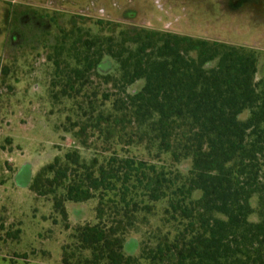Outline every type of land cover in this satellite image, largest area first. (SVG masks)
Returning a JSON list of instances; mask_svg holds the SVG:
<instances>
[{"label": "trees", "instance_id": "obj_1", "mask_svg": "<svg viewBox=\"0 0 264 264\" xmlns=\"http://www.w3.org/2000/svg\"><path fill=\"white\" fill-rule=\"evenodd\" d=\"M104 57L119 71L118 79L102 76L104 83L125 94L113 101L112 110L148 127L175 163L190 159L191 166L182 176L115 152L101 161L97 156L86 161L76 149L54 157L28 189L51 201L66 230L65 203L97 198L95 223L72 228L61 264H264V78L255 81V52L143 28L108 36L86 32L68 49L73 65L54 60L51 87L69 96L66 88L90 80ZM140 80L138 92L125 93ZM246 110L249 116L239 119ZM95 120L96 126L103 120L112 126L119 122L101 112ZM82 131L73 135L86 147ZM196 191L201 195L193 199ZM254 196L256 209L250 203ZM159 202L166 203L163 222L171 224L174 235L157 231L153 241L142 242L138 257L126 255L127 234L140 214L144 220ZM253 213L255 222L249 220Z\"/></svg>", "mask_w": 264, "mask_h": 264}, {"label": "rangeland", "instance_id": "obj_2", "mask_svg": "<svg viewBox=\"0 0 264 264\" xmlns=\"http://www.w3.org/2000/svg\"><path fill=\"white\" fill-rule=\"evenodd\" d=\"M125 28L252 49L257 56L255 81L264 78V0H0V264H61L62 247L72 243V228L95 223L97 198L65 203L66 230L51 201L29 191L36 172L56 156L76 149L86 161L93 156L101 161L115 152L188 174L190 159L175 163L170 152L158 147L148 127L136 125L127 113L112 110L113 101L125 94L102 79L119 78L111 58L104 57L96 74L81 86L66 88L70 97L61 96V88L51 87L54 60L73 65L67 54L78 34L108 36ZM142 85L143 81H136L125 93L135 94ZM52 93H57L56 100ZM100 112L116 115L118 124L103 120L96 126ZM248 116L246 110L239 119ZM79 128L86 147L74 138ZM262 169L264 175V160ZM200 195L196 191L193 199ZM250 203L256 209V196ZM165 207V202L156 203L144 220L140 214L126 236V255L138 257L142 242L153 241L151 236L157 231H169L170 238L174 235L171 224L163 222ZM249 220L257 221L256 213Z\"/></svg>", "mask_w": 264, "mask_h": 264}]
</instances>
